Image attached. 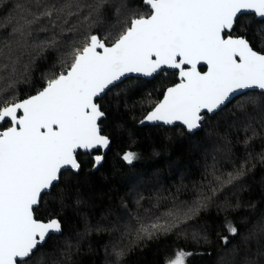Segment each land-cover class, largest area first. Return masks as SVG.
Returning a JSON list of instances; mask_svg holds the SVG:
<instances>
[{"label":"snow or ice","instance_id":"snow-or-ice-1","mask_svg":"<svg viewBox=\"0 0 264 264\" xmlns=\"http://www.w3.org/2000/svg\"><path fill=\"white\" fill-rule=\"evenodd\" d=\"M140 4L147 15L130 8L127 0H0V8L13 9L0 19V28L11 29L0 38V264H45L41 250L53 234H62L63 225L57 217L43 221L36 212L43 198L52 195L63 170L79 172L78 151L108 148L110 139L101 134L99 121L105 113L98 98L130 74L152 77L165 69L178 73L179 83L166 88L141 124L179 122L191 133L201 128L207 114L241 97L249 98L239 104L242 112L248 105L260 107L264 48L256 50L247 35L252 25L242 24L241 18L250 15L264 25V0ZM237 31L245 34L234 35ZM260 39L264 44V37ZM25 53L29 61L21 72ZM49 53L56 55L58 70L43 78L35 95L20 99L22 78L27 79L32 65ZM201 64L207 71L198 70ZM258 135L253 130L246 137L245 150ZM136 158L131 151L122 157L128 164ZM259 158L264 162V152ZM103 159L95 155L93 168ZM250 160L251 153L240 167L225 172L214 158L204 181L194 186L191 202L173 195L165 211L145 209L125 226L126 235L137 240L180 235L203 212L221 207L217 201L222 194L227 211L231 205L226 193L251 170ZM159 206L157 201L153 208ZM225 229L229 235L220 237L225 246L232 243L229 236L246 245L252 237H264V220L252 224L246 236L232 221L225 222ZM113 253V264H120L124 249L114 246ZM191 255L178 250L167 264H186Z\"/></svg>","mask_w":264,"mask_h":264},{"label":"trees","instance_id":"trees-1","mask_svg":"<svg viewBox=\"0 0 264 264\" xmlns=\"http://www.w3.org/2000/svg\"><path fill=\"white\" fill-rule=\"evenodd\" d=\"M127 2L138 13L148 14L140 0ZM14 3L15 0H9V4ZM10 13L13 9L5 5L0 8V19ZM241 23H251L252 27L247 30L249 39L256 50L264 48L260 39L264 32H256L264 29V25L247 15L241 18ZM10 30L0 28V38ZM242 34L245 33H234ZM28 61V55L23 54L21 72ZM58 68L53 53L37 60L28 78H22L18 85L19 98L36 94L44 84L43 78ZM175 81L174 74L169 72H162L149 81L128 78L98 100L105 113L101 132L109 137L111 147L103 163L95 169L87 154H78L80 172H63L52 195L43 198L37 218L47 221L57 217L63 225L62 234L52 236L41 250L45 264H113L114 246L124 249L120 264H167L178 250L192 253L186 264H264V255H261L264 237H252L245 245L241 239L233 240L229 236L232 243L227 246L220 239L229 235L226 221L239 226L240 235L246 236L252 224L264 220V162L259 158L264 152V99L260 100V107L248 105L244 112L239 104L249 98L233 101L212 117L206 116L201 129L193 135L181 127H139V122ZM253 130L259 135L245 150L243 142L252 136ZM128 151L137 156L131 164L122 159ZM249 153L251 170L227 191L226 198L231 205L227 211L222 207L225 200L222 194L217 201L221 207L213 206L203 212L180 235L152 240L126 235L125 226L137 214L144 215L145 209L157 214L165 211L172 206L173 195L191 202L194 186L204 181L214 158L220 170L226 172L240 167ZM157 201L158 210L153 208ZM246 222L248 227L243 226Z\"/></svg>","mask_w":264,"mask_h":264},{"label":"water","instance_id":"water-1","mask_svg":"<svg viewBox=\"0 0 264 264\" xmlns=\"http://www.w3.org/2000/svg\"><path fill=\"white\" fill-rule=\"evenodd\" d=\"M247 16H250V15H247ZM204 69L203 71H207V67H206V65H203V64H201V65H199L198 66V70H200V69ZM164 71H167V72H169V73H176V81H177V83H179V79H178V73H177V71L176 70H173V69H165ZM164 71H162V72H164ZM201 71V70H200ZM161 73V72H160ZM160 73H158V74H154L152 77H143V76H139L138 74H130L127 78H125V79H123L122 80V82L124 81V80H126V79H128V78H136V79H141V80H146V81H149V80H152L154 77H156V76H158ZM121 83V82H120ZM171 87V86H170ZM111 89V88H110ZM108 91V90H107ZM107 91H106V93H107ZM253 92H255L256 90H252ZM35 95V94H34ZM105 96V94H103L100 98H98V100H100V99H102L103 97ZM163 99V96H162V98H161V100ZM225 108V107H224ZM152 110V109H151ZM150 110V111H151ZM219 112V111H218ZM217 112V113H218ZM149 113V112H148ZM147 113V114H148ZM146 114V115H147ZM216 114V113H215ZM215 114H207L206 116H208V117H212L213 115H215ZM145 115V116H146ZM144 116V117H145ZM206 116H205V118H206ZM103 118L104 117H102L101 118V120L99 121V123H101V121L103 120ZM142 120H144V118L142 119ZM205 120V119H204ZM204 120H203V122H204ZM100 126H101V124H100ZM145 126H150V127H163V128H173V127H181L182 129H184L185 131H186V133L187 134H189V135H193L195 132H197V131H199L200 129H198V130H195V131H193V132H188L187 130H186V128L183 126V125H181L179 122H176L175 124H173V125H164V124H162V122H145V123H143V124H141L140 122H139V127H145ZM101 134H102V132H101ZM103 135V134H102ZM110 147H111V141H110V144H109V146H108V148L107 149H104V150H92L91 152H85V151H83V150H80V151H78V153H77V156H78V154H87V155H91L90 156V158H91V160L93 161V163H94V160H93V158H94V156L95 155H92L94 152H100L99 154H97V155H100V154H102L104 157L106 156V154L109 152V149H110ZM104 160V159H103ZM103 163V161L101 162V164ZM100 164V165H101ZM99 165V166H100ZM97 168V167H96ZM95 169V168H94ZM80 170H81V168H80ZM80 170H79V172H80ZM65 171H70V170H68V169H65V170H63L62 171V173L63 172H65ZM72 172V171H71ZM78 172V173H79ZM73 174H78V173H74V172H72ZM58 235H61V234H53L52 236H58Z\"/></svg>","mask_w":264,"mask_h":264},{"label":"flooded vegetation","instance_id":"flooded-vegetation-1","mask_svg":"<svg viewBox=\"0 0 264 264\" xmlns=\"http://www.w3.org/2000/svg\"><path fill=\"white\" fill-rule=\"evenodd\" d=\"M200 70L203 71L204 69L202 68V69H200ZM164 72H167V71H164ZM161 73H162V72H161ZM161 73H160V74H161ZM160 74H159V75H160ZM173 74H174V77L176 78V73H173ZM140 80H141V79H140ZM175 80H176V79H175ZM176 83H177V81H175V83H174L173 85H175ZM173 85H171V86H173ZM8 126H10V125H8V124H4V125H3L4 128H6V127H8ZM0 130H2V129H0ZM99 153H100V152H94L92 155H97V154H99ZM88 156L90 157L91 155H88Z\"/></svg>","mask_w":264,"mask_h":264},{"label":"rangeland","instance_id":"rangeland-1","mask_svg":"<svg viewBox=\"0 0 264 264\" xmlns=\"http://www.w3.org/2000/svg\"><path fill=\"white\" fill-rule=\"evenodd\" d=\"M65 249H67V245H65V247H64Z\"/></svg>","mask_w":264,"mask_h":264}]
</instances>
